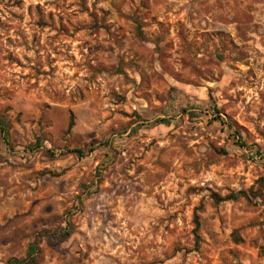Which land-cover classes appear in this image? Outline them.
Masks as SVG:
<instances>
[{
  "label": "rangeland",
  "instance_id": "obj_1",
  "mask_svg": "<svg viewBox=\"0 0 264 264\" xmlns=\"http://www.w3.org/2000/svg\"><path fill=\"white\" fill-rule=\"evenodd\" d=\"M0 120V264H264V0H0Z\"/></svg>",
  "mask_w": 264,
  "mask_h": 264
},
{
  "label": "trees",
  "instance_id": "obj_2",
  "mask_svg": "<svg viewBox=\"0 0 264 264\" xmlns=\"http://www.w3.org/2000/svg\"><path fill=\"white\" fill-rule=\"evenodd\" d=\"M216 112L219 114V111L216 109ZM218 117V119L219 120H221V121H223V119L220 117V115H217ZM221 118V119H220ZM159 121H164V122H166L167 120L166 119H160ZM72 124V123H71ZM0 130H1V132L3 133V134H7V128H6V125H4V121H2V120H0ZM72 151H74V152H78V153H82V150L81 149H74V150H72ZM68 234V233H67Z\"/></svg>",
  "mask_w": 264,
  "mask_h": 264
}]
</instances>
